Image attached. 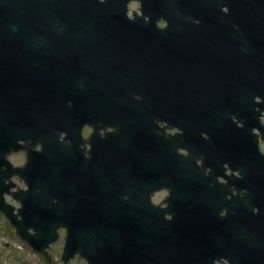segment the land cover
Segmentation results:
<instances>
[{
	"label": "water",
	"instance_id": "obj_1",
	"mask_svg": "<svg viewBox=\"0 0 264 264\" xmlns=\"http://www.w3.org/2000/svg\"><path fill=\"white\" fill-rule=\"evenodd\" d=\"M132 1L141 3V15L134 18L128 16ZM189 1L194 0H0V167H7V178L18 175L28 186L15 194L21 204L18 214L5 202L3 192L0 210L16 227L17 235L37 252L48 257L47 249L59 238L58 230L65 228L62 255L65 264L77 254L88 264H207L195 256L194 250L206 237L195 234L193 247L179 252L174 247L172 222L163 216L161 224L168 230L159 229L158 221L154 220L164 210L153 205L148 194L141 191L137 197L119 201L107 190L96 193L94 183L87 179L91 175L83 174L77 164L78 155L60 141L64 129L75 133L81 117L87 116L93 107L101 118L107 117L110 106L115 118L127 111L131 112L132 120L135 116L154 115L155 107H160L159 112L167 121L174 113L183 116L197 112L224 113L228 119L230 113L245 112L239 96L246 88L230 89L229 94L219 87L174 89V51L171 50L174 40L169 39L174 36V5ZM241 2L245 24L259 14L264 16V0ZM161 18L167 22L164 28L158 26ZM123 35H143L146 57L151 61L147 63L151 66L144 67L145 88L133 80L127 88L108 86L116 82L114 73L107 69L105 59L111 54L105 49L115 40L84 38ZM158 36H162L161 51L153 44ZM93 47L97 53H91ZM157 58L160 64L163 60L159 69L155 67L159 64ZM90 74L100 79L97 94L92 87L80 83ZM128 91L160 98L161 103L110 105L106 100ZM174 91L183 99L174 102ZM94 95L101 102L88 103ZM258 106L264 110V98ZM261 111L257 113L258 119ZM132 127L142 128L137 123ZM258 127L262 128L260 119ZM20 141L27 146L19 145ZM39 144L42 150H34ZM254 146L257 151L256 142ZM21 149L27 152V163L12 168L5 156ZM172 157L174 151L164 153L162 169L169 167ZM2 175L0 172V184L4 182ZM155 176L152 172L147 183L154 182L156 187ZM253 182L257 189L249 186L242 208L264 211V157L260 152ZM211 208L212 205L207 207ZM119 209L148 213L127 215L130 226L121 230L112 227L111 211ZM139 218L147 221L143 224ZM174 251H178L179 259H174Z\"/></svg>",
	"mask_w": 264,
	"mask_h": 264
},
{
	"label": "flooded vegetation",
	"instance_id": "obj_2",
	"mask_svg": "<svg viewBox=\"0 0 264 264\" xmlns=\"http://www.w3.org/2000/svg\"><path fill=\"white\" fill-rule=\"evenodd\" d=\"M140 9V2H130L129 17L140 15ZM242 13L241 0L176 3L174 36L169 39L174 40L171 47L174 89L219 87L229 94L230 89L246 88L239 96L241 107L246 108L244 113H230L228 119L224 113L197 112L184 116L174 113L167 121L159 112L160 107H155L154 115L135 116L132 120L131 112L126 110L115 118L110 106H107V117L101 118L93 107L87 109V116L81 117L75 133L64 129L60 137L63 146L78 155L77 164L82 173L91 175L87 179L94 183L96 193L107 190L119 201L137 197L141 191L148 194L152 204L164 210L160 218L154 220L158 221L159 229L168 230L161 224L163 216L167 222H172L174 247L179 252L193 247L195 234L206 237L194 250L195 256L207 264H264V211L256 207L249 211L242 208L249 186L255 185L253 178L258 171L259 152L264 157V110L258 106L264 98V16L259 14L245 24ZM166 24L164 18L158 21L160 28ZM250 28L254 31L250 32ZM84 38L115 40L105 49L111 54L105 59L107 69L114 73L116 82L108 86L127 88L133 80L141 88L146 87L144 67L151 66L147 64L151 61L146 57L143 35ZM153 44L161 51L162 36ZM90 51L97 53L98 50L93 47ZM156 61L159 63L155 64L156 69L161 68L163 60L161 64L159 58ZM158 77L156 71V80ZM95 78L98 76L90 74L80 83L92 87L97 94L101 82ZM140 94L128 91L123 96L102 99L110 105L161 103L160 98ZM94 96L88 103L101 102ZM178 98L183 99L174 91V102ZM258 111H261V129ZM133 123L142 128L134 129ZM11 136L13 138L12 132ZM165 141L168 145H164ZM18 144L27 146L24 141ZM34 150L41 151V145ZM169 151H174V157L164 170L163 156ZM17 153L25 155L23 165L12 162L11 157ZM5 157L12 168L22 167L28 160L24 149L12 150ZM6 171V166L0 167L4 181L0 184V193L3 192L5 202L17 213L20 204L15 194L28 186L18 175L7 178ZM152 172L156 175V187L154 182L147 183ZM255 192L257 194L258 190ZM209 205L213 208L207 209ZM146 213L145 210H112V227L124 230L130 226L127 215ZM0 218L5 219L4 226L9 224L1 211ZM138 220L143 224L147 221ZM59 233L64 236L66 231L60 229ZM174 259H179L178 251H174Z\"/></svg>",
	"mask_w": 264,
	"mask_h": 264
},
{
	"label": "rangeland",
	"instance_id": "obj_3",
	"mask_svg": "<svg viewBox=\"0 0 264 264\" xmlns=\"http://www.w3.org/2000/svg\"><path fill=\"white\" fill-rule=\"evenodd\" d=\"M21 154L23 153L14 154L11 157L12 162L23 165L26 158L24 154ZM159 199L160 197H157V200ZM4 225H6L5 219L0 218V264H63L61 261L64 246L63 235L51 246L49 249V261H45L43 256L33 251L15 234L10 224L7 226ZM69 264L87 263L77 256Z\"/></svg>",
	"mask_w": 264,
	"mask_h": 264
}]
</instances>
